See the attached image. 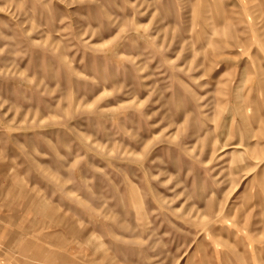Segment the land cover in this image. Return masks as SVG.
Wrapping results in <instances>:
<instances>
[{
  "label": "rangeland",
  "instance_id": "1",
  "mask_svg": "<svg viewBox=\"0 0 264 264\" xmlns=\"http://www.w3.org/2000/svg\"><path fill=\"white\" fill-rule=\"evenodd\" d=\"M0 264H264V0H0Z\"/></svg>",
  "mask_w": 264,
  "mask_h": 264
}]
</instances>
